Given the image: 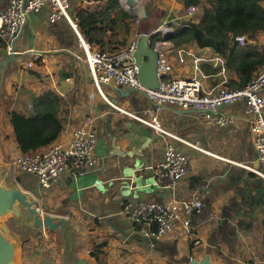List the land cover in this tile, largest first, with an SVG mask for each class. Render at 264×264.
Instances as JSON below:
<instances>
[{"label":"crops","instance_id":"1","mask_svg":"<svg viewBox=\"0 0 264 264\" xmlns=\"http://www.w3.org/2000/svg\"><path fill=\"white\" fill-rule=\"evenodd\" d=\"M188 1L137 0L134 7L143 6L152 16L146 19V15L143 18L139 15V22L137 14L122 0L110 5L109 0H75L72 13L77 14L81 8L113 7L119 3L132 16L118 21L116 26L112 23L102 28L99 33L103 44L94 45L122 51L136 34L142 33V23L148 22L152 30L158 29L163 34L162 40L155 36L156 41H151L155 46L160 43L166 52L173 66L172 77L194 73L188 54L193 53L208 59L199 63L208 75L203 81L205 90L222 85L240 87L236 61L240 48L223 56L210 47L194 43L175 47L170 41L176 26L190 17L198 20L208 4V0H195L190 5ZM189 6L195 7L193 15L188 13ZM48 13L45 7L30 14L15 41V58L7 64L5 60L10 53L6 43L0 41V130L5 124L9 135V143L0 135L3 140L0 165L7 164L11 174V161L23 154L15 141L10 111L32 114L36 98L48 91L57 93L64 103L60 115L65 126L53 143L69 146L75 128L90 122L97 134L94 153L99 164L83 173L68 168L47 187L41 186L34 174L21 172L15 179L11 174L13 182L27 191L39 190L37 206L45 214L67 218L75 231V249L70 252L60 229L36 231L25 225L19 227L31 231L21 233L9 225L19 244L18 263L79 264V259H83L86 264H190L192 259L199 261L208 255L210 264H264V178L253 170H264V164L258 158L251 117L245 112L244 102L220 109L235 117L227 125L208 123L198 112L174 104L161 109L160 120L177 137L174 143L189 157L190 169L175 191L159 188L153 184L155 166L163 159L164 143L170 139L125 112L144 115V111L152 108V102L139 91L102 85L107 98L125 111L110 105L81 64L84 59H79L81 49L69 22L61 19L50 23ZM242 46L248 47L251 54L262 52L263 32L255 38L248 37L244 45L238 44ZM181 51L188 55L184 63L179 61ZM217 56L223 58L221 64L215 60ZM29 62H33L32 67ZM4 156L9 157L8 163L1 160ZM194 196L201 198L214 213L210 220L193 228L195 237L182 225L160 238L147 237L135 228L121 204L123 200L136 204ZM196 239L200 242L196 243Z\"/></svg>","mask_w":264,"mask_h":264},{"label":"built area","instance_id":"2","mask_svg":"<svg viewBox=\"0 0 264 264\" xmlns=\"http://www.w3.org/2000/svg\"><path fill=\"white\" fill-rule=\"evenodd\" d=\"M75 0H0V41L6 43L9 53L12 52V41L21 33L22 26L28 21L30 14L37 13L47 7L48 21L56 23L61 19L69 22L76 37L78 47L84 53L90 68L92 81L100 94L117 110H123L115 105L102 90L103 84L114 87L131 88L143 93L152 102L151 109L144 111V115L125 111L129 115L151 127L155 133H164L170 140L164 143V157L155 166L153 184L162 189L175 191L180 182L187 176L190 169L189 157L180 151L174 139L177 137L168 132L159 117L161 109L166 104L180 106L198 112L208 123L227 125L235 121L233 114L221 112L227 105L243 101L246 114L251 117V130L255 135V146L258 158L264 164V62L258 68L254 77L245 85L238 88L219 86L205 90L203 81L207 74L199 63L207 58L191 54L194 73L187 77H172V64L157 43L159 57L157 71L160 85L156 89L146 88L138 79V65L135 51L139 34L132 39L127 48L122 51H108L91 44L82 33L79 17L72 13ZM127 5L128 0H122ZM137 1V0H135ZM264 8V0H262ZM138 10V8H135ZM189 15L195 13V7H188ZM139 22L140 16L137 14ZM159 31L158 29H155ZM167 28L165 31H168ZM156 31L152 30V36ZM264 35V32H263ZM236 41L244 45L248 37L237 35ZM188 55L180 52L179 61L184 63ZM215 60L221 64L223 58L217 56ZM29 67L33 62L28 63ZM223 84V83H222ZM92 95V94H91ZM173 138V140H171ZM97 144L96 130L90 122H84L75 128L69 146L53 143L46 147L23 153L14 158L10 169L14 179L18 173L27 172L36 175L41 186L47 187L60 177L68 168L74 173H83L95 169L99 159L94 153ZM247 168L250 166L244 165ZM253 170L264 178V170ZM125 212L134 222L135 228L147 237L160 238L174 231L182 225L187 233L193 234V228L210 220L214 213L203 200L197 196L191 198H177L168 202L141 201L136 204L121 202ZM39 211L44 213L42 208ZM195 237V235H194ZM196 243L200 240L196 239ZM91 251L88 250V253Z\"/></svg>","mask_w":264,"mask_h":264},{"label":"trees","instance_id":"3","mask_svg":"<svg viewBox=\"0 0 264 264\" xmlns=\"http://www.w3.org/2000/svg\"><path fill=\"white\" fill-rule=\"evenodd\" d=\"M115 2L116 0H109V5ZM195 2L189 0L188 4ZM117 4L113 7L99 6L96 9L81 8L77 11L82 33L91 44L100 43L99 32L102 28L113 24L116 26L118 21L132 16L119 3ZM115 7L118 10H115ZM145 15L146 19L152 17L146 12ZM261 32H264L262 0H208L202 16L198 20L190 17L176 26L169 39L175 47L194 43L202 48H213L223 56H227L229 51L233 52L240 48V55L236 61L241 75L240 87H242L254 77L255 71L264 62V50L256 55L251 54L248 47H238L239 43L235 37L244 34L252 39ZM155 36L158 40L163 39L160 31L152 35L153 42L156 41ZM63 104L61 96L48 91L44 96L36 98L32 114L27 115L18 110L10 111L15 141L23 153L55 142L65 126L64 119L60 115Z\"/></svg>","mask_w":264,"mask_h":264},{"label":"water","instance_id":"4","mask_svg":"<svg viewBox=\"0 0 264 264\" xmlns=\"http://www.w3.org/2000/svg\"><path fill=\"white\" fill-rule=\"evenodd\" d=\"M134 3L135 0H128L127 4L129 6L127 7L143 18L145 16L144 7H140L137 11ZM23 27L24 25L22 29ZM152 28L147 22L142 23V33L137 41L135 58L138 65V79L141 85L146 88L156 89L160 85L157 71L159 53L157 46L151 41L150 32ZM16 39L12 41V52L5 60L6 64L15 58ZM128 89L133 90L131 88ZM11 174L7 170V164L0 165V217L9 215L17 226L27 225L36 231L60 229L65 238L67 249L73 252L75 249V231L71 228L68 219L64 217L58 218L51 213H41L36 199V194H38L39 190L36 189V192L27 191L21 185L13 182ZM18 248L17 236L11 232L9 225L6 223L0 224V264H19ZM78 262L79 264H86L83 259H79ZM190 264H210V257L207 255L199 261L192 259Z\"/></svg>","mask_w":264,"mask_h":264},{"label":"rangeland","instance_id":"5","mask_svg":"<svg viewBox=\"0 0 264 264\" xmlns=\"http://www.w3.org/2000/svg\"><path fill=\"white\" fill-rule=\"evenodd\" d=\"M126 8V7H125ZM126 10H127V8H126ZM148 23V22H147ZM74 34V33H73ZM79 55H80V58L79 59H81V58H83L84 59V61H82L81 62V64L85 67V68H87V70H88V72H89V75H90V77L92 78V76H91V72H90V68H89V65H88V63H87V60H86V57H85V55H84V53L82 52V51H80V53H79ZM76 57V56H75ZM24 61V60H23ZM36 62H38V60L36 59L35 60ZM17 76V75H16ZM82 81H79L78 83H81ZM93 82V81H92ZM105 85L106 84H103V86L105 87ZM0 135L2 136H4L5 137V139L4 140H6V141H8L7 143H9V135H8V129H7V127H6V125L5 124H3V131H1L0 130ZM3 140L1 139L0 140V147L2 148V144H1V142H2ZM15 158V157H14ZM1 160L3 161H5V162H7L8 163V161H9V157H6V156H4L3 158H1ZM21 180V182L22 183H24V180L21 178L20 179ZM2 223H6L7 225H10L11 226V228L13 229V230H15L16 232L18 231V232H21L22 233V231L24 232V233H29L31 230H29V229H24V228H22V227H19V226H17L16 224H15V222H14V220L11 218V216H9V215H7V216H3V217H0V224H2ZM26 237H27V234L25 235V238L24 239H26ZM23 239V240H24Z\"/></svg>","mask_w":264,"mask_h":264},{"label":"bare ground","instance_id":"6","mask_svg":"<svg viewBox=\"0 0 264 264\" xmlns=\"http://www.w3.org/2000/svg\"><path fill=\"white\" fill-rule=\"evenodd\" d=\"M127 5H128V4H127ZM128 6H129V5H128ZM138 10H139V9H138ZM138 10H137V11H138Z\"/></svg>","mask_w":264,"mask_h":264}]
</instances>
